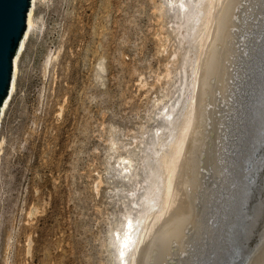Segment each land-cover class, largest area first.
<instances>
[{"label":"rangeland","instance_id":"1","mask_svg":"<svg viewBox=\"0 0 264 264\" xmlns=\"http://www.w3.org/2000/svg\"><path fill=\"white\" fill-rule=\"evenodd\" d=\"M162 1L44 0L0 163V264H110L107 232L143 190V149L176 79L180 50ZM254 40L242 63L255 60ZM218 105L210 140L235 132ZM184 234L168 264H185ZM263 243L264 224L252 252Z\"/></svg>","mask_w":264,"mask_h":264},{"label":"bare ground","instance_id":"2","mask_svg":"<svg viewBox=\"0 0 264 264\" xmlns=\"http://www.w3.org/2000/svg\"><path fill=\"white\" fill-rule=\"evenodd\" d=\"M162 2L180 50L176 79L169 98L158 102V121L143 149V190L107 232L110 264H168L169 256L182 254L184 233L191 238L185 264H264V243L252 252L264 224V17H258L264 14V0ZM256 36L257 56L251 61L252 55H245V73L240 52L248 51ZM216 101L230 117L225 126L234 128L229 135L236 136L234 141L222 129L207 139ZM252 122L258 126L252 159L242 180L233 178ZM119 166V173L129 175L130 162ZM201 169L211 171V182ZM209 214L215 216L206 226ZM188 224L190 233L184 232Z\"/></svg>","mask_w":264,"mask_h":264},{"label":"water","instance_id":"3","mask_svg":"<svg viewBox=\"0 0 264 264\" xmlns=\"http://www.w3.org/2000/svg\"><path fill=\"white\" fill-rule=\"evenodd\" d=\"M43 3L44 0H0V163L9 118ZM254 116V121L258 120L256 113ZM256 128L258 126L253 127L252 122L247 148L236 164L233 178L242 180L244 169L252 159L256 143ZM230 184L232 185V181L226 191H229ZM214 216L209 214L206 226L211 225Z\"/></svg>","mask_w":264,"mask_h":264}]
</instances>
